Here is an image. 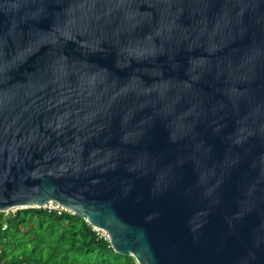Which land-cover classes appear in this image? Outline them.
<instances>
[{
	"label": "water",
	"instance_id": "obj_1",
	"mask_svg": "<svg viewBox=\"0 0 264 264\" xmlns=\"http://www.w3.org/2000/svg\"><path fill=\"white\" fill-rule=\"evenodd\" d=\"M49 200L137 264H264V0H0V211Z\"/></svg>",
	"mask_w": 264,
	"mask_h": 264
},
{
	"label": "trees",
	"instance_id": "obj_2",
	"mask_svg": "<svg viewBox=\"0 0 264 264\" xmlns=\"http://www.w3.org/2000/svg\"><path fill=\"white\" fill-rule=\"evenodd\" d=\"M7 222L0 264H137L132 255L116 252L84 216L23 208Z\"/></svg>",
	"mask_w": 264,
	"mask_h": 264
},
{
	"label": "built area",
	"instance_id": "obj_3",
	"mask_svg": "<svg viewBox=\"0 0 264 264\" xmlns=\"http://www.w3.org/2000/svg\"><path fill=\"white\" fill-rule=\"evenodd\" d=\"M23 208H41L49 213H56V214H62L65 212H71L69 209L58 203L57 201L49 200L46 203H43L42 205H36V204H27V205H18L10 207L9 209L5 211H0L3 214V217L0 218V256L3 253V243L6 241V231L8 229V222H7V216L10 214H14L16 210L23 209ZM98 232L99 229L93 227ZM102 235H106L103 233Z\"/></svg>",
	"mask_w": 264,
	"mask_h": 264
},
{
	"label": "rangeland",
	"instance_id": "obj_4",
	"mask_svg": "<svg viewBox=\"0 0 264 264\" xmlns=\"http://www.w3.org/2000/svg\"><path fill=\"white\" fill-rule=\"evenodd\" d=\"M99 232H101L102 234L104 233L102 230H100Z\"/></svg>",
	"mask_w": 264,
	"mask_h": 264
}]
</instances>
